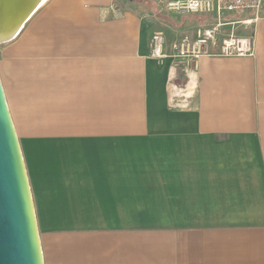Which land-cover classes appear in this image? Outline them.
Here are the masks:
<instances>
[{
    "label": "crops",
    "instance_id": "obj_1",
    "mask_svg": "<svg viewBox=\"0 0 264 264\" xmlns=\"http://www.w3.org/2000/svg\"><path fill=\"white\" fill-rule=\"evenodd\" d=\"M164 9L45 0L0 46L45 264H264V7L253 56L181 86L150 53Z\"/></svg>",
    "mask_w": 264,
    "mask_h": 264
},
{
    "label": "water",
    "instance_id": "obj_2",
    "mask_svg": "<svg viewBox=\"0 0 264 264\" xmlns=\"http://www.w3.org/2000/svg\"><path fill=\"white\" fill-rule=\"evenodd\" d=\"M7 2L0 0V33L7 36L1 40L15 36L8 35L38 9L26 17L33 2L17 0V8ZM0 264H45L28 171L1 78Z\"/></svg>",
    "mask_w": 264,
    "mask_h": 264
},
{
    "label": "built area",
    "instance_id": "obj_3",
    "mask_svg": "<svg viewBox=\"0 0 264 264\" xmlns=\"http://www.w3.org/2000/svg\"><path fill=\"white\" fill-rule=\"evenodd\" d=\"M164 3L165 9L175 13L214 15L217 23L211 26H199L195 36L183 35L172 44V56L177 59L178 67L189 71L196 66L202 56H253L252 37L237 38L224 36L220 27L224 13L253 12L258 16L264 7V0H151ZM248 20L247 22H252ZM167 38L164 32L157 31L150 42L151 56L163 59L168 56L166 51Z\"/></svg>",
    "mask_w": 264,
    "mask_h": 264
},
{
    "label": "rangeland",
    "instance_id": "obj_4",
    "mask_svg": "<svg viewBox=\"0 0 264 264\" xmlns=\"http://www.w3.org/2000/svg\"><path fill=\"white\" fill-rule=\"evenodd\" d=\"M29 3L36 2L37 0H27ZM45 1V0H43ZM155 5L154 3L152 4ZM38 10V9H37ZM37 10L32 14V16L26 20L23 25L20 27V29L17 31L15 36L8 40H1L0 39V46H2L6 42H10L14 39H16L24 30L25 26L29 23L31 18L37 13ZM260 13V12H259ZM162 16H164L165 21H162L164 25V33L167 38V47L172 52V44L179 40L183 35H189L192 38L195 36V30L199 26L198 20L202 17V15L199 14H190V13H181V14H175L174 12H170L167 9H164L161 11ZM257 18L255 13L253 12H245V13H224L222 21L223 23H227L224 26L220 27L221 34L224 36H234L237 38H243V37H252L253 35V28H254V20ZM239 19V20H237ZM248 20H253L252 22H247ZM217 23V20L215 17H212L210 20V23H201L200 26H211L215 25ZM1 24V23H0ZM180 27L181 32L175 33L174 31L178 29L177 27ZM174 31H171V30ZM170 32V36H169ZM185 72H180V75L176 81L177 84L180 86L184 84L186 80ZM19 137V136H18ZM20 140V138H19ZM21 147L23 143L20 140ZM23 151V149H22ZM39 225V224H38ZM40 230V226H39Z\"/></svg>",
    "mask_w": 264,
    "mask_h": 264
},
{
    "label": "bare ground",
    "instance_id": "obj_5",
    "mask_svg": "<svg viewBox=\"0 0 264 264\" xmlns=\"http://www.w3.org/2000/svg\"><path fill=\"white\" fill-rule=\"evenodd\" d=\"M7 4H9L10 8H17L16 7V3H17V0L15 2V0H7ZM43 2V0H37L36 2L34 1L33 4L30 6L29 10H28V13L26 14V17L29 16L31 13H33V11H35L39 5ZM23 22V21H22ZM22 22H20L16 27L15 29H13V31H11V33H9L8 36H13L16 34V32L18 31L19 27H21L22 25ZM7 36L5 35H2L0 33V39H4L6 38Z\"/></svg>",
    "mask_w": 264,
    "mask_h": 264
},
{
    "label": "trees",
    "instance_id": "obj_6",
    "mask_svg": "<svg viewBox=\"0 0 264 264\" xmlns=\"http://www.w3.org/2000/svg\"><path fill=\"white\" fill-rule=\"evenodd\" d=\"M237 20H239V19H237Z\"/></svg>",
    "mask_w": 264,
    "mask_h": 264
}]
</instances>
